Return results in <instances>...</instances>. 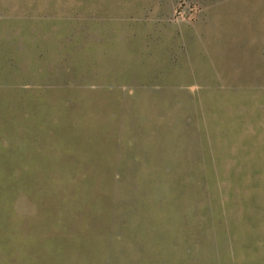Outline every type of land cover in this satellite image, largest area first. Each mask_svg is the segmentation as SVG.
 <instances>
[{"label":"rangeland","instance_id":"1","mask_svg":"<svg viewBox=\"0 0 264 264\" xmlns=\"http://www.w3.org/2000/svg\"><path fill=\"white\" fill-rule=\"evenodd\" d=\"M0 264H264V0H0Z\"/></svg>","mask_w":264,"mask_h":264}]
</instances>
